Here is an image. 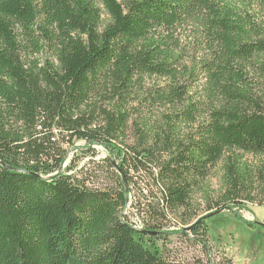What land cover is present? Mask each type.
Instances as JSON below:
<instances>
[{"label":"trees","instance_id":"obj_1","mask_svg":"<svg viewBox=\"0 0 264 264\" xmlns=\"http://www.w3.org/2000/svg\"><path fill=\"white\" fill-rule=\"evenodd\" d=\"M73 140L103 146L117 182L64 167ZM248 204L264 0H0V264H212L202 210L254 227ZM173 235L204 256L178 259Z\"/></svg>","mask_w":264,"mask_h":264},{"label":"rangeland","instance_id":"obj_2","mask_svg":"<svg viewBox=\"0 0 264 264\" xmlns=\"http://www.w3.org/2000/svg\"><path fill=\"white\" fill-rule=\"evenodd\" d=\"M129 142H132V139ZM63 144L64 148L68 151L64 167L71 160H75L80 166L86 165L88 168L93 169L92 171L95 174L91 179V185L96 187L105 188L117 182L116 174L112 170H108V166L104 161L105 158H109V154L103 146H93L96 155L92 156L87 147H85L84 141L73 140L70 143L64 142ZM207 184L209 185L208 191L211 193L215 192V197L219 189V180L216 172H212L206 182H203V185ZM133 194H135L134 191L130 201L132 207L128 208V212L135 211L133 209L135 202ZM204 196L206 197L205 191L202 198ZM202 198L197 196V202H200ZM205 211L202 210L201 215L215 212L214 210ZM238 212L246 220L264 224V205L248 204L246 208L238 210ZM133 219H137V216H133ZM207 223L210 228L209 242L213 252L212 264H264L263 226L257 224L251 227L241 219L235 217V214L227 209L209 217ZM169 248L173 249L174 256L186 261L204 256L203 251L197 246L188 244L176 235L170 237Z\"/></svg>","mask_w":264,"mask_h":264},{"label":"water","instance_id":"obj_3","mask_svg":"<svg viewBox=\"0 0 264 264\" xmlns=\"http://www.w3.org/2000/svg\"><path fill=\"white\" fill-rule=\"evenodd\" d=\"M221 212H223V209H220V210L215 211V212H211V213L207 214L205 217H206V218H209V217H212V216H214V215H217V214H219V213H221ZM258 224L264 227V224H263V223L258 222Z\"/></svg>","mask_w":264,"mask_h":264}]
</instances>
